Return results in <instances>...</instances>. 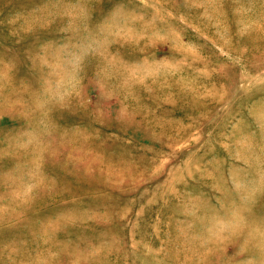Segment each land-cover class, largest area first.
I'll return each instance as SVG.
<instances>
[{"label": "rangeland", "instance_id": "obj_1", "mask_svg": "<svg viewBox=\"0 0 264 264\" xmlns=\"http://www.w3.org/2000/svg\"><path fill=\"white\" fill-rule=\"evenodd\" d=\"M0 264H264V0H0Z\"/></svg>", "mask_w": 264, "mask_h": 264}]
</instances>
